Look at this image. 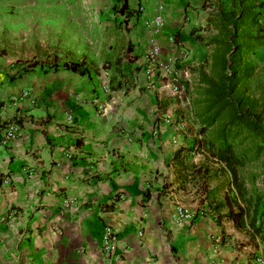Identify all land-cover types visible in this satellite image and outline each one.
I'll list each match as a JSON object with an SVG mask.
<instances>
[{
	"label": "crops",
	"instance_id": "obj_1",
	"mask_svg": "<svg viewBox=\"0 0 264 264\" xmlns=\"http://www.w3.org/2000/svg\"><path fill=\"white\" fill-rule=\"evenodd\" d=\"M117 1L128 38L105 69L14 72L0 56V130L20 128L9 145L0 136V264H253L264 236L236 226L189 156L198 135L174 114V87L145 71L154 47L176 70L203 64L213 46L197 36L216 34V14L238 1L127 0L120 16Z\"/></svg>",
	"mask_w": 264,
	"mask_h": 264
},
{
	"label": "rangeland",
	"instance_id": "obj_2",
	"mask_svg": "<svg viewBox=\"0 0 264 264\" xmlns=\"http://www.w3.org/2000/svg\"><path fill=\"white\" fill-rule=\"evenodd\" d=\"M118 3L117 0H0V56L10 61L14 72L18 68L44 72L57 70L64 62L80 57L105 69L107 63L124 51L128 38L123 22L114 17ZM255 12L259 14L258 21L249 22L244 28L252 35L264 36V9L257 8ZM211 55L199 66L195 61H188L187 65L177 67L179 91L174 90L171 98L177 105L174 114L186 118L187 130L198 135L189 154L191 160L196 159L201 166L198 172L204 178L218 183L219 191L226 193L230 173L225 164L214 157L208 138L201 134L197 115L198 100L202 96L194 78L198 77V67L210 70ZM244 59L254 68L251 78L244 82L245 87L252 96H259L264 89V45L246 52ZM178 105L181 108L178 109ZM260 163H249L240 173L247 180L249 190L256 188L264 193L263 180L251 181Z\"/></svg>",
	"mask_w": 264,
	"mask_h": 264
},
{
	"label": "trees",
	"instance_id": "obj_3",
	"mask_svg": "<svg viewBox=\"0 0 264 264\" xmlns=\"http://www.w3.org/2000/svg\"><path fill=\"white\" fill-rule=\"evenodd\" d=\"M122 1L124 7L116 12L118 16L124 14L127 5V0ZM236 1L239 4L234 10L216 14V34L209 36L208 30L197 36L202 45L213 46L210 70L201 67L198 73L197 90L202 99L198 100L197 115L201 134L208 138L214 157L230 173L225 194L230 217L240 230L264 236V193L256 188L249 190L240 173L249 163L261 162L251 181H264V89L259 96H252L244 83L254 70L244 54L264 45V36L252 35L244 27L258 21L255 9H264V2L255 5L253 0L248 4V0ZM84 65L85 58L80 57L64 62L62 68L82 74Z\"/></svg>",
	"mask_w": 264,
	"mask_h": 264
},
{
	"label": "built area",
	"instance_id": "obj_4",
	"mask_svg": "<svg viewBox=\"0 0 264 264\" xmlns=\"http://www.w3.org/2000/svg\"><path fill=\"white\" fill-rule=\"evenodd\" d=\"M156 25L162 26L164 24V21L161 17L157 19L155 22ZM160 48L154 47L150 53L146 56V67L145 71L148 77L156 76L157 72H159L160 75L165 77L169 80V84H171L174 87V90L176 92L179 91V73L177 72L175 68V63L177 61V58H170L169 60H160ZM185 57H187V54H185ZM20 134V128L15 125H10L2 128L0 130V136H1V142L2 144L9 145L17 138ZM178 218L182 221L184 220H192L193 214L188 210L184 208H180L177 214ZM117 245V237L116 233L112 228L107 227L104 232V238H103V247L104 252L107 255L114 254L116 250ZM253 264H264V253L257 255L254 260Z\"/></svg>",
	"mask_w": 264,
	"mask_h": 264
}]
</instances>
